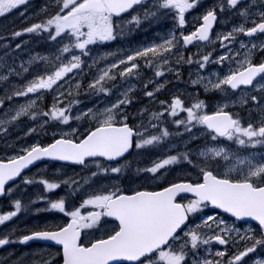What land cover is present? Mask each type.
Masks as SVG:
<instances>
[{"label":"rangeland","instance_id":"374dc122","mask_svg":"<svg viewBox=\"0 0 264 264\" xmlns=\"http://www.w3.org/2000/svg\"><path fill=\"white\" fill-rule=\"evenodd\" d=\"M162 3L163 0H160L137 9L124 20H114L112 17L116 39L89 45L87 55H82L76 48L63 52L65 46H70L75 41L74 37L64 33L55 39L54 48L49 50L50 56L28 54L22 61V70L1 74L0 102L3 106L0 107V121L5 123L0 127V150L11 152L10 159L20 156L26 152L24 150L31 147L42 143L47 145L57 137L81 141L99 126L104 118L100 114L125 95L131 102L114 110V124L131 122L143 135L138 136L133 154L119 163L110 164L96 160L88 162L81 169L58 165L44 166L38 173L34 172L20 183L14 184L4 202L0 204V214L15 211L16 201L21 203V211L10 221L0 225V238L7 237L10 241L20 243L23 235L30 231L58 227L63 220L67 222L72 219L65 213L79 211L81 216H89L93 212H101L100 208L85 203L95 195L110 192H116L117 195L134 193L159 182L176 180L197 183L203 178L201 168L212 171L218 177L227 174L228 178L237 181L243 179V172L236 167L238 158L251 159L254 164L264 163V144L250 147L240 146L235 140L229 141L225 137L213 140L214 134L205 125L195 120L187 122L186 111L177 110V115H171L172 102L179 98L185 109L192 108L202 101L204 107L197 110V115H212L223 109L224 112L231 113L233 118H238L243 126L249 123L259 126L261 121H264L263 81L252 89L238 92L232 91L227 85L220 89L212 87L230 73L246 67L244 64L246 58L254 65L264 62V34L256 38H247L244 34L236 32L234 40H222V37L232 33L234 28L240 26L251 28L253 21L260 22L261 13H264V0H241L235 8L229 6L227 0H198L193 8L184 13L183 26L179 25L177 10L162 8L160 7ZM209 10L215 11L218 18L210 41L186 48L183 37L198 30L202 25L203 16ZM242 12L246 15H241ZM146 13L155 15L149 14L145 17ZM136 17L141 20L138 26L134 23ZM169 39H173L170 52L156 56L149 53L148 57H138L131 62L138 65L133 73L127 76L120 75L121 71L129 67L128 63L112 68L111 73L116 78L106 81V86L110 89L108 94L89 87L102 71L111 68L113 64H118L121 59L127 60L128 56L134 55L137 51L159 46ZM242 43L246 47H241ZM253 44L256 45L255 48H252ZM3 49L0 45V50ZM73 55L81 57V67L68 73L51 90L37 91L27 96L13 95L14 92L25 89L32 80L47 76L62 63L71 61ZM205 56L209 57L207 62L203 59ZM222 56L228 58L220 60ZM53 63L55 65L50 67L51 72L44 71L48 64ZM157 72H162L163 75L157 76ZM15 77H18L19 81H16ZM148 92H152L153 95L148 96ZM252 97H256V100ZM32 101H35V105L27 115L12 120L21 107ZM54 106L57 109H69L66 114L70 115L71 119L67 124L43 115L44 112H50ZM91 114H95V118ZM179 121L184 123H178ZM164 130L169 133L166 137L162 135ZM153 135L160 136L161 140L143 148L137 147L140 141ZM213 147L226 149L230 159L200 155L202 151L206 152ZM184 154H187V159L184 158ZM170 156H177L179 162L161 169L155 175L144 171L155 162ZM189 160L192 163H189ZM114 167H120L121 172H112L111 168ZM242 167L246 168V165ZM103 169L109 171L104 172ZM26 179L33 182L25 183ZM42 180L60 186L48 190L40 182ZM61 199L65 202V212L51 208V203ZM188 200L191 202L195 199ZM207 217H215L211 222V228L203 225ZM192 219L190 226L179 239V252L181 246L188 242L183 248L186 253L183 264H203L205 260L213 261V264L217 261L219 264H229L237 254L245 250L241 240L233 241L234 238L241 236V225L233 219L211 212L207 206H202V211L192 214ZM221 221L217 227V223ZM105 224L101 216L95 225L84 229L90 234H95L97 230L110 229L111 225ZM224 229L230 231L226 232ZM193 230L200 233L202 239L221 235L228 246L222 248L213 239L209 244H198L193 250L190 237L184 235ZM6 246L10 252L11 246L9 244ZM238 248L241 250L233 252ZM171 249L177 252L175 244ZM46 251L36 249L28 253L24 250L20 263L16 261L13 264H46L44 256ZM218 251L224 252L225 255L223 257L215 255ZM256 261L264 264V254L254 258L249 264H256ZM2 263L0 261V264Z\"/></svg>","mask_w":264,"mask_h":264},{"label":"snow or ice","instance_id":"6c2138e0","mask_svg":"<svg viewBox=\"0 0 264 264\" xmlns=\"http://www.w3.org/2000/svg\"><path fill=\"white\" fill-rule=\"evenodd\" d=\"M28 0H0V16L7 12L24 5ZM145 0H62V11L67 10L63 15L57 14L47 20L45 24L36 23L26 28L27 33L37 32L38 30L50 31L55 29V34L51 39L55 40L64 33L74 37L75 41L70 46H65L62 51L69 52L71 48L81 51L82 55H87L88 46L97 42H106L116 39L113 32V16H119L129 11L135 5L144 3ZM198 0H163L160 4L162 8H171L177 10L179 25L185 24L184 13L193 8ZM229 6L235 8L241 0H227ZM155 13H146L147 15ZM241 15H246L242 12ZM216 13L209 10L203 16V23L199 29L191 35L184 36L185 44L191 43L193 39L201 41L209 40V33L216 21ZM134 23L138 26L141 23L139 17L134 18ZM86 30V31H85ZM239 32L245 36H253L257 33H264V13H261L260 22L253 21L251 28L240 26L234 28L232 33L226 34L222 40H234V33ZM16 36L22 35L16 32ZM174 39V37H173ZM173 39L167 40L159 46H151L144 50L137 51L134 55L127 57V60L121 59L118 64H113L111 68L102 71L96 80L89 85L91 89L97 92L108 94L110 89L106 86V81L114 80L116 77L111 73L112 68L119 67L120 64L128 63L129 67L120 72L121 76H127L133 73L138 67L131 62L138 57H148L149 53L153 56L162 55L170 52L173 47ZM241 47H246L243 43ZM256 45L253 44L252 48ZM251 51V49L249 50ZM227 56L220 57V60L227 59ZM204 61L209 60L208 56L203 57ZM81 57L73 55L71 61L62 63L58 68L47 76H41L32 80L25 89L13 93L15 96H27L29 93H36L38 90H51L58 81L63 79L68 73L81 67ZM242 70L227 75L222 80L213 84L212 87L220 89L227 85L232 89H237L241 85L249 86L258 75L264 74V63L254 65L249 59H245ZM203 67V64L201 65ZM27 71V69H25ZM157 76L163 75L157 72ZM6 79V77H4ZM79 87V85H77ZM152 96V92L147 93ZM11 98V97H9ZM256 100V97H252ZM131 101L125 95L112 107L104 110V118L99 126L91 131L86 138L80 142H74L72 139H59L47 147L34 146L26 149V154L10 159L7 163L0 162V196L6 194L5 185L8 181L20 176L21 172L29 165L43 158L52 160L68 161L74 164H85L87 158L103 157L108 161L116 160L123 156L132 146V137L134 135H143L135 132L126 123L117 127L114 124V110L120 105L128 104ZM35 105L32 101L27 106L21 107L15 113L12 120L18 119L22 115H27L29 110ZM3 103L0 102V107ZM204 107L203 102L193 105L192 108L185 109L182 101L177 98L172 102L171 115H177V110L187 112V122L195 120L199 124L205 125L214 135L213 140L218 137H225L227 140H235L240 146L255 147L257 144H264V121L259 126L249 123L243 126L238 118H233L229 113L221 109L215 115H197V110ZM69 109H57L55 106L50 112H44L43 115L50 116L53 120H59L67 124L71 116L66 114ZM90 113H85L89 115ZM95 118V114H91ZM155 116V114H153ZM35 119V116L32 117ZM79 119L80 117H76ZM5 121H0V127ZM178 123H184L179 121ZM6 131V129H4ZM34 131V129H33ZM168 136L167 130L162 133ZM246 138V139H245ZM161 140L160 136L153 135L151 138H145L137 144V147L153 145ZM202 156H211L212 158L222 157L224 160L230 159V156L224 148H209L206 152L200 153ZM187 159V154H184ZM179 162L177 156H170L158 162L144 171L155 175L161 169L174 165ZM189 163H192L190 160ZM242 167V166H245ZM236 167L243 172V179L233 181L227 174L218 177L212 171L201 168L203 173V182L195 185L191 183H175L163 191H137L133 195H117L116 192L109 194L95 195L85 201L86 204L100 208L101 212H93L89 216H81L79 211L65 213L72 217V222L59 230H40L34 231L30 235H24L20 243H28L32 240L54 241L63 246V264H120V262H132V264H157L152 254H157L159 261L163 264H183L186 259V253L183 248L187 246L185 242L181 246L179 253L172 251L170 241L175 242L179 237L178 230L186 223L189 215L202 211V206L209 204L215 208L222 209L224 212L231 213L237 219L251 218L257 221L260 228L264 229V163H253L251 159H237ZM102 171L107 172L108 169ZM114 173L121 172L120 167L111 168ZM95 175V173L93 174ZM25 183H32L31 180H25ZM48 190L58 188L57 183H50L46 180L40 181ZM68 183V181H65ZM191 192L197 199L189 202L187 205L176 202V197L180 193ZM15 211L7 214H0V225L10 221L21 211V203L15 202ZM51 208L60 212H65L64 200L51 203ZM101 216L113 217L119 222L118 230L109 235L106 239H99L90 246H83L79 243L80 231L84 228H90L95 225ZM215 217H207L203 225L212 227V221ZM218 222L217 227L219 224ZM199 227V226H198ZM224 231H230L224 229ZM190 237L191 248L195 250L198 244H209L213 239L219 244H226L227 241L221 235L201 237V234L193 230L184 233ZM247 239L253 241L243 252L234 257L229 264H239L240 261L250 253L256 252L257 246H264V239H256L254 236H247ZM9 238H0V247L8 245ZM168 246V250H165ZM215 255L223 257L224 252H216ZM50 264V262H49ZM203 264H213V261L205 260ZM219 264V261L215 262ZM261 264V261H256Z\"/></svg>","mask_w":264,"mask_h":264},{"label":"flooded vegetation","instance_id":"af4514ba","mask_svg":"<svg viewBox=\"0 0 264 264\" xmlns=\"http://www.w3.org/2000/svg\"><path fill=\"white\" fill-rule=\"evenodd\" d=\"M145 4H142L140 7H144ZM62 9V0H28V2L24 5L19 6L16 9H13L10 12H7L4 16H0V45L4 48L3 50H0V76L1 74L9 73V72H18L19 70H22V61L25 56H28V54H41L43 56H50L51 51L49 50L51 48H54V42L55 40L51 39V36L54 35V28H52L48 33L46 34L43 30H38L37 32L33 33H27L24 30L33 24L41 23L45 24L47 20L53 18L55 15L60 14L63 15L67 12V10H61ZM179 20V18H177ZM114 20H118L115 19ZM16 32H21L22 35L16 36ZM263 35V34H262ZM261 36V35H258ZM257 36V37H258ZM48 50V51H47ZM264 63V62H262ZM261 64V63H260ZM55 65L48 64V67L44 70L46 72H51L50 67ZM259 65V64H256ZM32 70L34 67L31 68ZM33 72V71H32ZM16 81H19L18 77H15ZM260 81L264 82V74L259 75L254 81L253 84L249 87L243 85L240 90H249L254 88V86L259 83ZM44 90V89H42ZM239 90V91H240ZM214 115V114H212ZM211 116V115H209ZM131 128L139 133L137 131V128L134 126L133 123H128ZM209 130V129H208ZM139 135L135 136V142ZM61 137H57L53 141H51L49 144L45 145V143H42L38 146L47 147L50 144H52L55 140L59 139ZM76 142H80L77 140H74ZM135 150V145L132 153L128 156L130 157ZM26 154H20L24 155ZM11 152H4L3 150H0V162H8L10 160ZM127 157V158H128ZM126 159V158H125ZM124 159V160H125ZM123 161V160H122ZM64 166L68 168H76L81 169L83 167H76L66 164H59L56 162H45L38 164L37 166L33 167L31 170L23 174V176L20 178V180L17 183H20L24 178L30 176L34 172L38 173V171L44 167V166ZM43 176V175H41ZM202 181L197 183H202ZM180 183L179 181H170L166 183H157L154 186H147L146 188H143L139 191H163L165 188L175 184ZM193 183V182H191ZM197 183H193L194 185ZM6 191V196H8V190ZM134 193H124L120 195H133ZM188 198H193L192 196H186L183 198H176V202L187 205L189 203ZM197 199V198H193ZM4 200L0 201V204H2ZM211 212L217 213L214 211L210 204L207 206ZM190 221L189 224L179 232H177V236L179 239L182 236V233L190 226L192 222V214L189 215ZM226 217V216H225ZM102 219L107 223H109L111 226H109L110 229L95 231V234H90V232L87 229H81L80 232V240L79 243L83 246H90L92 243L96 242L99 239H106L109 235L113 234L114 231L118 230V224L119 222L114 219H108L105 216H102ZM63 220L62 224H60L58 227H51V228H43V229H36L33 231L28 232L25 235H30L34 231H40V230H59L60 228L66 227L70 221ZM241 227L240 237L234 238L233 241L241 240V245L243 248H247L248 246H251L253 241L251 239H247L246 237L251 235L254 236L256 239H264V229H261L259 224L253 223L252 221H237ZM24 236V235H23ZM179 239H177L175 242L170 241V245L173 246L176 245L177 253H179ZM9 246L10 252L8 247L5 245L3 247H0V261H2V264H13V262L20 263V257L22 252L25 250L28 253L30 251H36V249H44L47 250L44 253V256H46V264H56V260L58 264H63V248L59 246L58 244H50V243H42V242H34L29 241L28 243H19L17 241L10 242ZM228 244L226 243L225 247H227ZM16 249V250H14ZM165 250H168V246H165ZM241 250L240 248L234 249L233 252ZM264 254V246H257L256 252L250 253L247 257H244V259L241 261L242 264H249L254 258H259ZM155 258L157 264H163V262L159 261L157 254H152ZM55 256V257H54ZM22 258V257H21ZM56 258V260H55ZM120 264H132V262H120Z\"/></svg>","mask_w":264,"mask_h":264},{"label":"water","instance_id":"95a60500","mask_svg":"<svg viewBox=\"0 0 264 264\" xmlns=\"http://www.w3.org/2000/svg\"><path fill=\"white\" fill-rule=\"evenodd\" d=\"M148 1H151V0H145V2H148ZM135 6H137V5H135ZM135 6H134V7H135ZM134 7H133V8H134ZM133 8H132V9H133ZM132 9H130L129 11H131ZM129 11L124 12V13H122L121 15H119V16H117V17H121V16L127 14ZM216 20H217V19H216ZM215 22H216V21H215ZM215 22H214V24H213V27H212L211 30H210L209 37H210L211 31H212V30L214 29V27H215ZM255 35H256V34H255ZM253 36H254V35H253ZM237 89H238V88H237ZM235 90H236V89H235ZM133 138H134V136L132 137V146L129 148V150H128L123 156L117 158L116 160L108 161L107 159H105V158H103V157H90V158H87L86 160L96 159V158H101V159H104V160H106V161H108V162H116V161H119V160L125 158L128 154H130V153L132 152V150H133ZM47 160H52V159H49V158H43V159H40V160H38V161H35L33 164H31V165H29L27 168H25V169L21 172L20 176L14 178L13 180L8 181V183L5 185V188H6V186L9 185L10 183L19 180V178L22 176V174H23L25 171L29 170L34 164H37V163H39V162H41V161H47ZM54 161H58V162H62V163H68V164L77 165V166H80V165H81V164H74V163H71V162H68V161H59V160H54ZM185 195H193V196H195V195H194L193 193H191V192H184V193H180V194H178L176 198L181 197V196H185ZM3 197H4V196H0V199L3 198ZM195 197H196V196H195ZM212 208H215V207L212 206ZM215 209L224 212L222 209H218V208H215ZM225 213H227V212H225ZM228 214H229L231 217H234V216L231 215V213H228ZM108 218H110V219H114L113 217H108ZM234 218H236V217H234ZM240 220H248V221H253V222L258 223L257 221H254V220H252L251 218H244V219H240ZM71 222H72V221H71ZM185 224H186V223H185ZM185 224H184V225H185ZM184 225H182L181 228H182ZM179 230H180V229H179ZM34 241L51 242V241H45V240H39V239L34 240Z\"/></svg>","mask_w":264,"mask_h":264},{"label":"bare ground","instance_id":"6f19581e","mask_svg":"<svg viewBox=\"0 0 264 264\" xmlns=\"http://www.w3.org/2000/svg\"><path fill=\"white\" fill-rule=\"evenodd\" d=\"M245 222V221H244Z\"/></svg>","mask_w":264,"mask_h":264}]
</instances>
